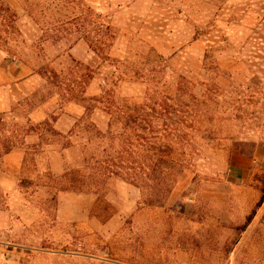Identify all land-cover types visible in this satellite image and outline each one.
Listing matches in <instances>:
<instances>
[{
  "label": "rangeland",
  "instance_id": "1",
  "mask_svg": "<svg viewBox=\"0 0 264 264\" xmlns=\"http://www.w3.org/2000/svg\"><path fill=\"white\" fill-rule=\"evenodd\" d=\"M82 4L119 30L105 62L78 38ZM168 33L180 46L165 57L152 41ZM211 62L215 137L147 203L154 189L124 172L171 173L155 158L184 147L168 122L151 140L146 125L108 133L109 117L144 100L149 73L167 93L180 73L201 98ZM0 65L17 78L0 112V264H264V0H0Z\"/></svg>",
  "mask_w": 264,
  "mask_h": 264
},
{
  "label": "trees",
  "instance_id": "2",
  "mask_svg": "<svg viewBox=\"0 0 264 264\" xmlns=\"http://www.w3.org/2000/svg\"><path fill=\"white\" fill-rule=\"evenodd\" d=\"M84 8V14L75 17V29L79 33L78 38L83 39L88 48L102 62H105L109 59L108 53L118 36L119 30L108 21L102 19L101 14L97 13L92 8L88 6ZM89 19H91L89 25H86ZM159 59L162 61L166 60L163 57H158V60ZM208 59L209 57L206 55L204 57L203 69L207 67ZM79 64L85 66L82 63ZM210 68L214 70L213 79L208 84L202 83L205 89L201 98L197 97L194 92V83L180 73H172L171 90L169 93L159 89V87H161L159 81H156L155 76L149 73L147 75L151 77H149L150 79L147 81L145 97L141 103H135L132 109L128 107L125 110L118 106V109L111 113L113 115L107 112L110 115L107 124L108 133L111 132V128L114 125H119L118 128H120V130L129 128L133 132H137L139 129L143 128V125H146L148 132L152 134L150 137L152 140V138H154L153 135L158 133V128L161 127L162 131L166 133V127H168L166 122H168L171 130V139L178 147H184V150L180 151L176 157H168L165 155L155 158L157 164L172 169L171 173L159 171L157 177H151L149 173L138 174L131 171L124 172V175L128 177L126 180L135 185L138 189L142 190L145 187L154 189L146 199L147 203H157L167 197L171 190L170 187H172L175 180V178L170 179L169 176L171 175L173 177L174 175L176 176V174L178 176L184 172L186 165L190 163L191 157L190 153H186L185 148L190 145L194 139L200 138L205 141H211L215 137V133L211 128V123L214 118L212 114L208 112H212L213 109L211 106L213 104L217 105L219 101L218 97L210 98L205 94L209 90L208 87H210L217 96H220L224 92V89L214 81L215 77L222 74L218 65L215 62H211ZM159 73L160 72H156V74ZM101 99L102 95L91 98V100L95 102H101ZM168 101L170 102L169 105L167 104ZM113 118L115 119L114 123ZM161 135V139H165L166 135L163 136V133H159V136ZM135 136L136 140L140 138L138 134ZM122 143H124V141H122ZM109 160L112 163L117 161L121 162L122 158L117 154L113 159L109 158ZM111 173L114 175L117 174L113 171H111ZM149 183L152 184V187L149 186Z\"/></svg>",
  "mask_w": 264,
  "mask_h": 264
},
{
  "label": "crops",
  "instance_id": "3",
  "mask_svg": "<svg viewBox=\"0 0 264 264\" xmlns=\"http://www.w3.org/2000/svg\"><path fill=\"white\" fill-rule=\"evenodd\" d=\"M136 3L137 1L134 2V4ZM176 40L177 39L174 37V33H168V35L166 36H158L157 38H155L152 41V44L163 56L168 57V56H171L174 53L175 49L180 46V44H178ZM86 59L87 57L83 60H86ZM3 72H4V75H3ZM11 74H12L11 67L9 65H8V70H3L2 66L0 65V78L1 77L9 78L7 81L6 80H4L3 82L0 81V112H8L11 110V104H12V94H11L12 86L11 85H13L14 82H16L17 80L14 74H12V79H11ZM36 76H38L36 73L29 75L22 80V83L32 81L34 78H36ZM43 108H44L43 105L36 106L32 110L31 117L38 118V114H40L41 116L42 115L44 116L45 114H44ZM43 116L41 118H44ZM10 154L11 153H8L6 154V156H9ZM9 223H10V217L8 213H6L3 210H0V228L7 226ZM74 257L75 255L73 254L72 258Z\"/></svg>",
  "mask_w": 264,
  "mask_h": 264
}]
</instances>
